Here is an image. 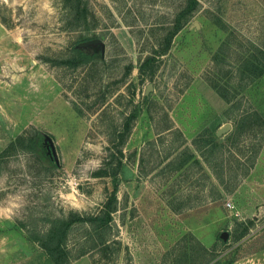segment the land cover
<instances>
[{"label":"rangeland","instance_id":"obj_1","mask_svg":"<svg viewBox=\"0 0 264 264\" xmlns=\"http://www.w3.org/2000/svg\"><path fill=\"white\" fill-rule=\"evenodd\" d=\"M89 1L90 31L63 28L62 0H0V264H53L28 230L101 209L114 183L98 170L134 110L114 250L105 255L77 222L71 264H196L264 247V75L239 76L243 57L264 46V0H200L169 51L147 65L185 0ZM81 35L102 38L104 52L56 63L74 55ZM227 123L206 161L195 143ZM20 134L51 136L56 158L10 146ZM187 147L202 167L179 165Z\"/></svg>","mask_w":264,"mask_h":264},{"label":"trees","instance_id":"obj_2","mask_svg":"<svg viewBox=\"0 0 264 264\" xmlns=\"http://www.w3.org/2000/svg\"><path fill=\"white\" fill-rule=\"evenodd\" d=\"M201 4L200 0H185L182 7L178 10L173 20L172 26L167 29V32L162 37L161 41L153 50V54L149 55L144 64L147 65L154 60V56L163 55L169 51L172 45L174 36L184 28L190 18L198 10ZM62 26L66 30H92L95 19V12L90 5L89 0H62ZM220 20V19H219ZM94 36L81 35L77 43L73 46L74 55L72 57L56 60L58 64L78 65L91 60L94 54L90 53L87 48L78 47L80 41L93 38ZM155 54V55H154ZM143 64V65H144ZM264 75V46L258 47L254 52L244 56L239 64V76L241 80L252 82ZM216 90L227 100L230 99L227 90L223 87L214 84ZM138 115L137 110L132 111L124 122L123 132H121V146L116 151H111L105 161L104 167L98 170L100 175H109L113 178V189L108 194L107 199L103 203L101 209L97 212L82 213L78 211H70L68 216L63 217H48L46 219V227L42 230H28L29 237L38 242L44 249L49 260L53 264H71L72 251L69 248L68 241L70 232L75 223L81 222L89 225L91 238L95 239V247H99L105 255L114 250L112 248V228L114 224V213L119 205V187L120 173L123 166V147L129 132L132 129V121ZM260 116V115H259ZM45 138L41 134L27 136L20 134L10 144L16 147L18 144L25 150L38 153H48L45 145ZM196 147L202 151L205 160H209L217 150L221 147L219 137L216 132L209 131L205 136L204 142L200 145L195 143ZM209 149V155L205 154V148ZM50 153V152H49ZM51 155V153H50ZM52 156V155H51ZM178 163L180 166L192 161L202 167V161L198 155L190 148L183 149L178 155ZM234 188H232L233 190ZM248 225L241 233L238 234L237 240H240L249 232ZM221 241L227 243L230 238ZM87 249H82L80 255L85 254ZM212 255V254H211ZM204 261H198L196 264H231L236 259L232 256L225 261H222L223 256L213 254Z\"/></svg>","mask_w":264,"mask_h":264},{"label":"water","instance_id":"obj_3","mask_svg":"<svg viewBox=\"0 0 264 264\" xmlns=\"http://www.w3.org/2000/svg\"><path fill=\"white\" fill-rule=\"evenodd\" d=\"M78 47H83V48H92L95 51H99L102 50L104 52L105 50V42L102 38L100 37H93L90 39H86L83 41H80L78 43ZM153 88L152 83L149 85L148 89H147V93H149ZM231 127L230 123L225 124L223 127H221L218 131H217V135L220 136L223 133H225L226 131H228ZM45 142L48 144L49 147V152L51 153L53 158H56L57 153H56V147L54 144V140L51 136L45 134ZM221 236L223 237V239H228V231H224Z\"/></svg>","mask_w":264,"mask_h":264},{"label":"crops","instance_id":"obj_4","mask_svg":"<svg viewBox=\"0 0 264 264\" xmlns=\"http://www.w3.org/2000/svg\"><path fill=\"white\" fill-rule=\"evenodd\" d=\"M262 185H264V183L260 182L259 186L264 187ZM231 264H264V247L253 250L247 256H244L242 258H238L234 262H232Z\"/></svg>","mask_w":264,"mask_h":264},{"label":"flooded vegetation","instance_id":"obj_5","mask_svg":"<svg viewBox=\"0 0 264 264\" xmlns=\"http://www.w3.org/2000/svg\"><path fill=\"white\" fill-rule=\"evenodd\" d=\"M87 49L91 50L92 52L95 51V50H93L92 48H87ZM44 143H45V145H46L47 152H48V154H49V147H48V144H47L46 142H44Z\"/></svg>","mask_w":264,"mask_h":264},{"label":"built area","instance_id":"obj_6","mask_svg":"<svg viewBox=\"0 0 264 264\" xmlns=\"http://www.w3.org/2000/svg\"><path fill=\"white\" fill-rule=\"evenodd\" d=\"M228 205H229L230 207H232V206H233V204H231L230 202L228 203Z\"/></svg>","mask_w":264,"mask_h":264}]
</instances>
